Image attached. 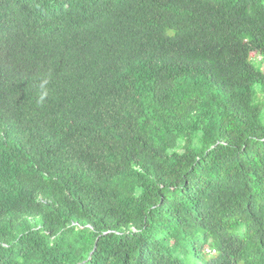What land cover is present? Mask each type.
<instances>
[{
  "label": "trees",
  "instance_id": "obj_1",
  "mask_svg": "<svg viewBox=\"0 0 264 264\" xmlns=\"http://www.w3.org/2000/svg\"><path fill=\"white\" fill-rule=\"evenodd\" d=\"M262 62L264 0H0V264H264Z\"/></svg>",
  "mask_w": 264,
  "mask_h": 264
},
{
  "label": "clouds",
  "instance_id": "obj_2",
  "mask_svg": "<svg viewBox=\"0 0 264 264\" xmlns=\"http://www.w3.org/2000/svg\"><path fill=\"white\" fill-rule=\"evenodd\" d=\"M6 51H8V49H7ZM4 52H5V51H4ZM39 55H40V49H39V51H36V52H35V54H34V56H33V58H32V61H33L36 57H38ZM6 65H7V62H5V63L2 65L3 68H5ZM9 74H12V75H16V76H17L18 73L13 72V73H9ZM7 76H8V73H4V72H1V73H0V94L8 95V96H11V97H15V96H17L18 93H21L22 90H21V88L18 87V86H11V87L6 88L4 85H5V83H6ZM19 76H20V75H19Z\"/></svg>",
  "mask_w": 264,
  "mask_h": 264
},
{
  "label": "rangeland",
  "instance_id": "obj_3",
  "mask_svg": "<svg viewBox=\"0 0 264 264\" xmlns=\"http://www.w3.org/2000/svg\"><path fill=\"white\" fill-rule=\"evenodd\" d=\"M252 56L258 60H260V58H261L260 55H258L256 53H252ZM261 65H262V68L264 69V62H262ZM255 89L257 92L260 91V87L258 85L255 86ZM258 96H259L260 101L262 103H264V95L262 94V92H259ZM261 121L264 123V111H263V114L261 116Z\"/></svg>",
  "mask_w": 264,
  "mask_h": 264
}]
</instances>
